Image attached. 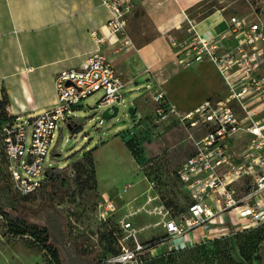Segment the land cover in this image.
I'll return each mask as SVG.
<instances>
[{
  "label": "built area",
  "instance_id": "1",
  "mask_svg": "<svg viewBox=\"0 0 264 264\" xmlns=\"http://www.w3.org/2000/svg\"><path fill=\"white\" fill-rule=\"evenodd\" d=\"M102 2L109 12V32H124L123 17L132 9V0ZM187 24L190 37L179 45V62L183 67L210 62L225 95L208 97L185 111L178 110L162 90L150 95L153 121L173 122L189 134L192 148L176 170L189 197L186 212L173 217L163 206L152 212L159 216L157 224L164 227L165 238L223 225L224 220L242 229L264 226V4L249 14L231 15L226 31L213 37L198 34L192 20L187 19ZM227 40L234 44L225 48ZM124 86L115 67L96 51L78 67L56 75L57 99L51 107L34 117L20 120L16 116L1 124L0 147L13 192L26 197L40 190L50 169L45 158L57 155L52 145L56 131L76 124L81 100L101 91L98 105L111 107L123 102ZM153 187L152 182L149 189ZM98 206V219L104 223L117 210L111 198L102 199ZM118 224V252L102 263L146 264L154 245L139 241L126 218Z\"/></svg>",
  "mask_w": 264,
  "mask_h": 264
},
{
  "label": "rangeland",
  "instance_id": "2",
  "mask_svg": "<svg viewBox=\"0 0 264 264\" xmlns=\"http://www.w3.org/2000/svg\"><path fill=\"white\" fill-rule=\"evenodd\" d=\"M218 3L230 15H245L260 9L264 0H212L206 9ZM214 79L218 77L211 64L190 66L182 81V90L188 93L183 104L197 103L215 86L224 96L223 84L220 87L219 80L215 84ZM125 92L123 102L116 103L118 114L108 120L101 117L107 107L98 105L101 91L81 100L75 114L76 128L63 126L57 130L52 143L57 155L45 158L49 168L60 169L56 183L49 188L52 200L43 198L39 190L20 198L23 208L12 212L21 220L22 228L39 233L41 238L49 236L48 243L58 249L63 264H98L104 260L117 247L109 231L120 234L118 221L123 218L131 221L139 241L163 243L164 231L152 210L163 206L174 217L186 212L189 204L188 194L176 176L179 165L192 152L189 134L173 122L155 123L151 113L142 118L136 113L132 118L128 107L144 90ZM43 111L19 118L24 120ZM152 182L154 187L149 189ZM104 198H111L117 206L105 223L98 219V204ZM230 238L229 242L200 246L180 244L174 253L163 248L149 264H264V241L257 252L253 251L251 262L240 254L241 245L256 240L255 232ZM0 264L53 263L29 234L10 235L0 215Z\"/></svg>",
  "mask_w": 264,
  "mask_h": 264
},
{
  "label": "crops",
  "instance_id": "3",
  "mask_svg": "<svg viewBox=\"0 0 264 264\" xmlns=\"http://www.w3.org/2000/svg\"><path fill=\"white\" fill-rule=\"evenodd\" d=\"M211 1L132 0V9L123 17L124 32L112 35L107 28L109 12L102 0H0V100L5 98L6 110L14 117L45 111L57 99L56 75L78 67L96 51L111 62L125 82L123 97L126 89L144 90L131 100L133 113H140L141 118L152 114L150 95L158 90L180 111L208 97L221 96V88L215 86L202 100L184 105L188 93L182 90V81L190 66L183 67L177 54L179 45L190 37L187 19L203 37L226 31L231 15L219 3L206 9ZM99 38L103 42H98ZM233 44L232 40L223 42L225 48ZM202 63L211 64L201 61L193 65ZM241 230L224 220L223 225L198 227L183 237L165 238L149 253L155 258L163 248L171 251L180 244L218 242ZM158 248L160 253H154Z\"/></svg>",
  "mask_w": 264,
  "mask_h": 264
},
{
  "label": "trees",
  "instance_id": "4",
  "mask_svg": "<svg viewBox=\"0 0 264 264\" xmlns=\"http://www.w3.org/2000/svg\"><path fill=\"white\" fill-rule=\"evenodd\" d=\"M5 103H6V100L3 97V99L0 100V125L3 124L5 121L10 120L14 117L8 114L6 107H5ZM1 107H4V109ZM75 128H76V125L72 124L71 130H74ZM59 170L60 169H56V168L48 169L45 172V175H44L45 178L42 180L40 194L43 198H45L48 201L52 200L49 188L52 187L56 183L58 176H59L58 174ZM20 198L22 197H20L19 195L13 192L10 186V183L8 181L7 174L5 173L4 156L2 154L1 147H0V215L6 220V227H7L8 233L12 235L13 237L18 236V235L29 234L38 243L41 244L43 249L47 251V253L50 255L54 264H63L61 261L58 249L55 247H52L48 243L49 241L48 235H46L44 238H41L39 233L31 232L27 230L26 228H22L19 223L21 222V220L12 215V212L19 211L20 209L23 208V205L20 203ZM109 232L112 238L116 241L115 231H109ZM243 232H255L256 234L255 241L248 242L246 244L241 245L240 247V254L242 258L246 262H251L253 251L257 252L259 248L262 247V244L264 241V226L242 229L241 231H236L232 233L231 235L236 236L239 233H243ZM231 235L228 237H221L217 240L218 242H229L231 239L230 238ZM200 245L202 244H196L195 246H200ZM176 251L177 249H173L169 252L174 253ZM117 252H118V246L116 247L114 252L111 254H115ZM152 259L153 258H150L146 264H149Z\"/></svg>",
  "mask_w": 264,
  "mask_h": 264
},
{
  "label": "water",
  "instance_id": "5",
  "mask_svg": "<svg viewBox=\"0 0 264 264\" xmlns=\"http://www.w3.org/2000/svg\"><path fill=\"white\" fill-rule=\"evenodd\" d=\"M133 110H134L133 105H130L128 107V113L132 118H135L136 114L133 113ZM118 111H119L118 105H113L111 107H107L106 109L103 110L101 117H102V119L108 120L110 118L115 117L118 114ZM68 128L71 129V126H68Z\"/></svg>",
  "mask_w": 264,
  "mask_h": 264
}]
</instances>
